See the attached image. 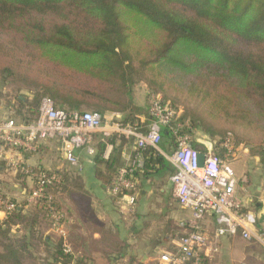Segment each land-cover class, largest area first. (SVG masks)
<instances>
[{"label":"trees","instance_id":"obj_1","mask_svg":"<svg viewBox=\"0 0 264 264\" xmlns=\"http://www.w3.org/2000/svg\"><path fill=\"white\" fill-rule=\"evenodd\" d=\"M0 77L31 92V99H18L20 121L35 120L41 100L48 97L59 110L116 114L119 122L143 134L149 128H140L137 115L146 116L145 122L151 117L147 102L133 100L137 83L150 94L162 93L169 103V93H185L206 117L177 115L161 128L162 149L170 154L177 135H190L207 122L209 135L222 138L214 144L221 158L227 156L220 142L228 137L239 146L230 131L240 128L252 135L264 160V0H0ZM108 141L113 144L109 159L101 158V140L92 157L95 178L107 190L123 165L121 146L134 138L113 134ZM191 144L203 148L194 140ZM139 152L143 161L132 173L135 191L144 181L175 171L155 148ZM58 174L60 182L49 188L56 208L57 194L79 195L83 188L80 176ZM10 201L15 207L0 222L5 239L0 264H18L22 254L29 255L24 236L8 239L11 226L24 223L31 233L37 212L48 215L41 202L23 212ZM56 245L65 263L79 264L64 253L62 237Z\"/></svg>","mask_w":264,"mask_h":264},{"label":"built area","instance_id":"obj_2","mask_svg":"<svg viewBox=\"0 0 264 264\" xmlns=\"http://www.w3.org/2000/svg\"><path fill=\"white\" fill-rule=\"evenodd\" d=\"M147 111L151 121L148 132L143 134L131 125L116 120V114L102 116L95 111L59 110L54 107L50 98L44 97L35 120L24 122L12 117L0 120V162L13 172L30 178L33 185L27 194L28 204L41 202L47 211L50 228L64 239V213L56 208L55 196L49 191L50 187L60 182L61 176L47 169L33 171L17 152L35 150L37 142L42 140L57 139L63 159L80 172L82 166L76 150L81 149L87 156L93 157L95 134L104 143L101 152L104 160L111 156L113 144L108 139L113 134L133 137V151L126 163L118 168L108 190L111 196L117 197L124 206L132 210L136 203L137 182L132 173L136 168L142 167L143 161L139 150L149 146L157 149L161 128L170 125L177 116L170 103L163 101L159 94H148ZM176 126L179 127L180 124ZM191 140L189 135H177V147L166 158L175 169L169 177L173 196L181 208L192 211V220L179 223L186 231L176 234L174 249L162 250L156 258V264H202L208 251H216L217 246L210 244V238L202 228V222L208 214L214 216L215 238L239 232L245 239L254 236L264 241V232L255 234L248 228L253 217L242 212L241 201L235 196L238 180L228 160L229 156L235 155L237 149L231 139L225 137L220 142V147L226 150V159L215 153L211 142L208 145L202 143L203 148H199L192 145ZM200 153L204 154L202 167L198 165ZM14 207L15 204L8 197L0 194V210L6 213ZM63 251L71 253L64 242ZM70 264L76 263L71 261Z\"/></svg>","mask_w":264,"mask_h":264},{"label":"crops","instance_id":"obj_3","mask_svg":"<svg viewBox=\"0 0 264 264\" xmlns=\"http://www.w3.org/2000/svg\"><path fill=\"white\" fill-rule=\"evenodd\" d=\"M137 117L142 124L140 128L148 129L150 121L145 122L147 117L143 114ZM96 135L98 134L94 136ZM98 140L100 136L98 139L94 137V144ZM133 148L134 141L133 143L125 142L121 146L120 156L123 164L126 163ZM156 150L167 160L166 156L169 155L167 150L162 149L159 144ZM17 153H20L24 162L31 167L55 171L70 178L80 176L83 188L79 195L73 192L59 193L61 195L57 197V202L65 213L63 242L67 243L71 254L79 264H156V258L162 250L174 249L176 234L186 231L179 226V223L192 220V211L181 208L173 193L172 200L164 202L163 207H160L162 209L160 214L150 209L149 202L153 199L154 192L158 193L155 195L164 194L163 189L153 190L154 183L166 181L170 184L171 174H163V177L144 181L143 187L136 191V203L130 210L117 197L111 196L95 178L93 159L83 150H76L82 166L80 172L63 159L60 142L57 139L39 141L35 150ZM12 154L14 155L13 152ZM237 180L235 196L241 201L242 212L251 214L253 217V222L248 224V228L255 234L264 232V179L256 186L257 193H253L252 190L253 180L246 176L239 177ZM0 190L4 191L1 182ZM20 195L21 202L18 203V208L23 207V212H32L34 205L28 204L27 195L24 191H21ZM253 199H256L254 203ZM5 218L6 213L0 210V222ZM42 218L46 217L43 213L37 212V220L31 233L25 228L24 223L13 224L8 233L9 237L19 239L24 236L29 253L32 246L40 248V253H37L39 256L34 258L36 264L39 261L42 264H68L58 256L55 250L57 240L60 241L61 236L54 232L47 222L45 224ZM202 228L209 236L210 244L217 246L216 251L207 252L202 264H264V241L254 236L245 239L239 232L226 233L215 238V222L212 214L205 217ZM39 234L41 236L38 239ZM43 235L47 238L46 241L43 240ZM1 251L2 247H0ZM37 254L34 253V255ZM11 263L13 262L8 261L6 264Z\"/></svg>","mask_w":264,"mask_h":264},{"label":"rangeland","instance_id":"obj_4","mask_svg":"<svg viewBox=\"0 0 264 264\" xmlns=\"http://www.w3.org/2000/svg\"><path fill=\"white\" fill-rule=\"evenodd\" d=\"M150 92L151 91L144 83H137L133 90L134 102L138 105H146L147 97ZM158 94L162 98V93ZM20 96L25 98L24 101L29 100L31 99V92L28 88L18 83L12 82L8 79L2 80L0 77V119L5 117H13L14 119L20 121V118L15 115V111L16 109H18V99H20ZM165 99L170 101V105L174 108L178 116L186 115V118L188 120L200 116L206 117L204 108H202V106H200L199 104L195 103L185 93L172 92L169 93V96H167V98ZM108 115L109 113H107L105 116ZM206 123H204L205 125L200 124L197 127L193 128L189 136L192 140L198 142L199 144L204 143L208 145L209 142L215 144L218 140L220 141L222 138L217 135H209V133L206 131V127H208L209 125ZM230 133L234 139H240V145L236 146L237 151L235 152V155L229 156L228 163L233 169L237 178H242L243 176H246V178L253 180L254 185L252 190L253 193H257L255 188L257 185L263 182L264 179V160L261 159L258 155V145L256 142L252 141V135L249 134V132L246 130L235 128L234 131H230ZM0 182L2 189L4 190H0V194L3 195L5 193L4 195L6 197H8L10 200H14V202L16 203L21 202V191H24V194L27 195L33 185L30 178H28L27 176H23L22 174L13 173V171L9 168H6L4 166V163L2 162H0ZM153 187V190L163 189L164 191V194L162 196L155 195L158 193L154 192L155 197L153 196V199L149 202L150 209L153 210L152 212L160 214V211L162 210L160 209V207H163V203L170 202L169 200L171 199L172 187L170 186L169 182L166 181L154 183ZM61 194H57V197H59ZM255 200L253 199V203L255 202ZM61 208L62 207L60 206V209ZM62 211L64 213V210ZM39 221L40 223H42L41 220ZM42 221H45V224L46 222L48 223V225L50 224L47 215L46 218H42ZM62 223L63 225L65 223V213L64 220ZM41 234H39L37 238L41 236ZM43 237H45V235H43ZM8 239L11 240L15 238L8 237ZM8 239H6V241ZM4 241L5 239L0 237V242ZM39 249L40 248H35V246H32L31 252L28 253L29 255L22 254V256L19 257V263L21 261L20 264H36V260L34 258H37L39 256V254H37L40 253ZM34 253H36L37 255H34ZM38 264L42 263L39 261Z\"/></svg>","mask_w":264,"mask_h":264},{"label":"water","instance_id":"obj_5","mask_svg":"<svg viewBox=\"0 0 264 264\" xmlns=\"http://www.w3.org/2000/svg\"><path fill=\"white\" fill-rule=\"evenodd\" d=\"M19 98L22 99L23 101L25 100V98L22 97V96H20ZM203 160H204V154L200 153L199 156H198V165L200 167H202V165H203Z\"/></svg>","mask_w":264,"mask_h":264}]
</instances>
